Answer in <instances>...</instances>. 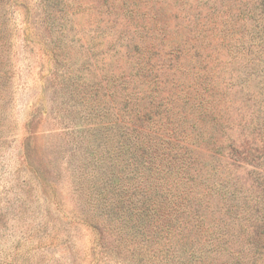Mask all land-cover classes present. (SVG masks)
Listing matches in <instances>:
<instances>
[{
	"label": "rangeland",
	"instance_id": "374dc122",
	"mask_svg": "<svg viewBox=\"0 0 264 264\" xmlns=\"http://www.w3.org/2000/svg\"><path fill=\"white\" fill-rule=\"evenodd\" d=\"M116 116H178L207 218L264 236V0H0V264H141L101 205Z\"/></svg>",
	"mask_w": 264,
	"mask_h": 264
},
{
	"label": "trees",
	"instance_id": "16d2710c",
	"mask_svg": "<svg viewBox=\"0 0 264 264\" xmlns=\"http://www.w3.org/2000/svg\"><path fill=\"white\" fill-rule=\"evenodd\" d=\"M118 119L116 116L114 125L124 136L121 144L127 143L125 147L130 152L127 164L117 166L112 198L105 194L101 205L109 209L107 228L122 236L130 257L141 264L264 261V236L247 244L248 239H237V232L232 231L223 216L207 218L205 210H220L225 205V189L221 184L218 188L216 183H209L204 168L197 167L196 157L184 142L185 136L181 137L184 123L178 116L136 117L129 124ZM220 200L224 202L219 204ZM254 219L240 218L238 230L245 233L244 224ZM258 228L257 232L264 230V224L256 223L255 229ZM196 229L203 239L195 234ZM179 249L184 253H177ZM217 257L221 261H216Z\"/></svg>",
	"mask_w": 264,
	"mask_h": 264
}]
</instances>
